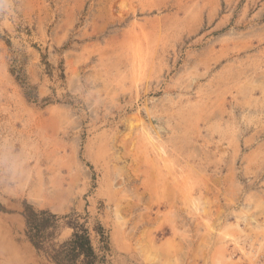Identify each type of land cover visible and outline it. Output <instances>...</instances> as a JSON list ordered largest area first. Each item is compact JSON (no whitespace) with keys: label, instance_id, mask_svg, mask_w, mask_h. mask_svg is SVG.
<instances>
[{"label":"rangeland","instance_id":"rangeland-1","mask_svg":"<svg viewBox=\"0 0 264 264\" xmlns=\"http://www.w3.org/2000/svg\"><path fill=\"white\" fill-rule=\"evenodd\" d=\"M11 4L0 264H50L25 206L79 215L107 264H264V0Z\"/></svg>","mask_w":264,"mask_h":264},{"label":"trees","instance_id":"trees-1","mask_svg":"<svg viewBox=\"0 0 264 264\" xmlns=\"http://www.w3.org/2000/svg\"><path fill=\"white\" fill-rule=\"evenodd\" d=\"M25 95L28 98L29 92ZM22 215L26 239L50 264H107L101 254L102 247H94L90 230L85 221H79V215L59 216L47 210L35 211L30 206H25ZM65 219L72 230L71 235L62 242H55V234ZM94 231L102 243L103 229L97 227Z\"/></svg>","mask_w":264,"mask_h":264},{"label":"clouds","instance_id":"clouds-1","mask_svg":"<svg viewBox=\"0 0 264 264\" xmlns=\"http://www.w3.org/2000/svg\"><path fill=\"white\" fill-rule=\"evenodd\" d=\"M0 13H7L9 15L13 13L11 0H0ZM0 163H4V161L0 159ZM7 167L10 173H18V169L13 158L9 157L7 160Z\"/></svg>","mask_w":264,"mask_h":264},{"label":"bare ground","instance_id":"bare-ground-1","mask_svg":"<svg viewBox=\"0 0 264 264\" xmlns=\"http://www.w3.org/2000/svg\"><path fill=\"white\" fill-rule=\"evenodd\" d=\"M154 147V146H153ZM180 169V168H179ZM37 195V194H36ZM22 252V251H21ZM13 258V257H12ZM11 261V260H10ZM14 262H15V260H14ZM13 264V263H12ZM17 264V263H16Z\"/></svg>","mask_w":264,"mask_h":264}]
</instances>
